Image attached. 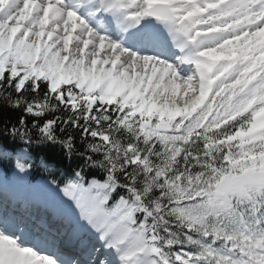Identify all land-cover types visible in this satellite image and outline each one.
Listing matches in <instances>:
<instances>
[{
    "label": "snow or ice",
    "instance_id": "snow-or-ice-1",
    "mask_svg": "<svg viewBox=\"0 0 264 264\" xmlns=\"http://www.w3.org/2000/svg\"><path fill=\"white\" fill-rule=\"evenodd\" d=\"M0 264H264V0H0Z\"/></svg>",
    "mask_w": 264,
    "mask_h": 264
}]
</instances>
